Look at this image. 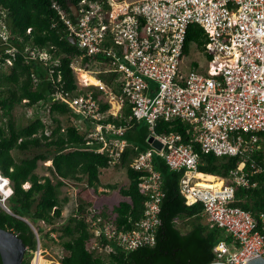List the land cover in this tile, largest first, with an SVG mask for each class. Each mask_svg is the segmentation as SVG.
I'll list each match as a JSON object with an SVG mask.
<instances>
[{"label":"built area","instance_id":"obj_1","mask_svg":"<svg viewBox=\"0 0 264 264\" xmlns=\"http://www.w3.org/2000/svg\"><path fill=\"white\" fill-rule=\"evenodd\" d=\"M52 7L67 38L74 37L81 50L72 61L78 65L71 63L74 74L77 70L96 74L100 83L94 86L100 94L95 97L91 89L82 92L91 84L75 75L76 90L57 87L51 101L69 107L74 124L84 133L86 149L107 153L113 165L126 147H132L136 154L131 168L145 171L139 183L146 197L143 216L131 229L118 228L98 208L83 213L91 233L90 248L109 254L114 246L132 251L155 243L163 196L161 174L153 165L157 155L171 170L182 171L179 191L185 203H201L208 227L223 230L224 238L214 246V257L207 264H245L264 257V213L253 216L232 205L235 187H253L249 174L262 170L253 154L264 148V0H80L76 15L70 11L73 18L56 2ZM0 22V37L6 41L8 34ZM190 24L203 28L201 46L189 45L199 49L205 64L183 69ZM6 51L13 55L14 48ZM29 54L42 60L49 57L44 49H29ZM85 56L92 59L83 65ZM6 61L12 63L10 58ZM102 72L116 74V90L98 78ZM104 102L108 107L103 110ZM126 102L131 113L125 123L107 120L120 118ZM159 119L181 120L189 141L184 142L179 132L157 134ZM131 120L144 121L147 137L158 140L161 148L148 143V148L139 150L130 143L125 134ZM193 144L202 153L237 156L240 161L229 178L220 179L221 185H200L199 156ZM0 185V203L8 209L12 188L1 172ZM30 225L39 253V234Z\"/></svg>","mask_w":264,"mask_h":264},{"label":"trees","instance_id":"obj_2","mask_svg":"<svg viewBox=\"0 0 264 264\" xmlns=\"http://www.w3.org/2000/svg\"><path fill=\"white\" fill-rule=\"evenodd\" d=\"M80 0H0V20L8 34L6 41L0 37V172L10 181L11 195L6 205L11 213L0 206V228L16 233L24 242L27 250L22 264H30L33 252L37 248V238L30 223L37 229L39 241L43 234L37 221L53 224L61 217L66 197L60 198L61 187L66 179L86 180L88 187L100 186L101 169L110 166L105 152L86 149L84 133L74 123L62 126L58 115L73 116L69 107L59 101H51V95L62 87L75 91L76 77L71 67L75 57L81 54L76 44L67 39L64 25L59 21L52 3L56 2L70 17L69 5H77ZM73 18V17H72ZM1 30V26H0ZM203 28L190 24L184 46L187 54L189 44L196 42L200 47L204 42ZM14 48L13 55L7 49ZM29 49L46 50V60L35 58ZM12 63L8 64L6 59ZM91 57H83L82 64L90 63ZM57 62V64H55ZM57 77L59 81H57ZM115 73H100L98 78L115 88ZM93 90L94 96L100 94L97 86L90 85L81 91ZM116 90V88H115ZM80 92V91H79ZM25 100V103L22 101ZM29 107L48 106V114L55 125L46 124L39 114L29 117L24 124H16L12 117L15 105ZM107 103H101L106 109ZM131 113V105L126 102L120 118L107 120L116 124L125 123ZM69 121V120H68ZM131 127L125 134L126 139L139 147L148 148L146 138L147 125L143 132L137 129L140 122L131 120ZM142 122V121H141ZM49 130V133H46ZM157 134L179 132L184 142L190 135L187 125L179 119L164 121L159 119L155 125ZM199 156L198 174L205 173L219 179L229 178L240 158L237 156H216L202 153L197 144H193ZM13 151L24 156H14ZM136 151L126 147L118 163L124 168L128 184L119 188L124 199L111 207L103 205L100 214L111 220L118 228L131 229L143 216L145 195L139 187L140 178L145 173L131 168L130 163ZM260 172L249 174L252 187H235L233 206L249 211L253 216L264 213V148L253 154ZM50 161L47 167L53 177L39 175L36 168L39 161ZM153 165L161 174L160 224L156 228L155 243L125 251L114 246L109 254H98L90 248L91 233L88 230L83 213L86 211L79 204L59 230L61 249L65 251L60 259L47 264H207L214 257V246L224 238L222 229L209 228L202 214L199 202L187 205L179 191L182 171L171 170L165 161L155 155ZM246 164L245 171H249ZM212 180V176H202ZM206 180V181H207ZM215 181L214 183H218ZM28 183V187L24 184ZM114 188L113 184H106ZM181 221V224L178 223ZM41 247L44 248L41 244ZM40 254V253H38ZM0 264L1 258H0Z\"/></svg>","mask_w":264,"mask_h":264},{"label":"rangeland","instance_id":"obj_3","mask_svg":"<svg viewBox=\"0 0 264 264\" xmlns=\"http://www.w3.org/2000/svg\"><path fill=\"white\" fill-rule=\"evenodd\" d=\"M1 25V22H0ZM195 66L197 64L204 65L205 57L203 54L199 53V49L194 45H189L188 52L186 56L183 58V69H186L190 66ZM72 65H78L77 62H73ZM97 67L93 66L92 69L96 70ZM79 77L83 82L98 85L100 82L97 78V75L92 73L89 74L85 71H76L75 74ZM87 79L88 81H85ZM25 103V100L22 101ZM34 114H39L46 124H50L51 126L55 125V123L51 120L48 114V108L41 107H29L23 106L22 104L15 105L12 109V117L16 124L23 123ZM58 118L61 120L62 126H66L67 124L74 123V119H68L66 115H58ZM145 127V122L142 121L138 124L137 129L140 132H143ZM49 133V130H47ZM14 156H24L23 153H19L13 151ZM50 161H39L38 166L36 168V173L39 175H48L53 177L48 170V166ZM100 186H97L96 189L93 187H88L86 185V180L82 181H74L71 179H66V183L61 187V192L59 197H66L67 201L63 204L62 214L59 219H57L53 224H46L43 221H37L36 225L42 228L41 235V244L44 248L41 247L40 244V254L41 264H47L49 262L55 261L57 262L60 257L66 253L61 249L60 245V237L61 231L59 228L67 222V218L73 213L74 209L77 205L81 204L85 209H89L90 207L100 208L103 205L111 207L118 203L120 199H124L119 193V188L122 186H126L128 184V177L126 175L124 168H119L117 165H110L108 168H103L99 174ZM106 184L115 185L114 188L105 187ZM216 185H221V181L216 183ZM29 185L24 184V187ZM181 224V221H178ZM230 240V238H228ZM37 253L34 251L30 264H33V261L36 258Z\"/></svg>","mask_w":264,"mask_h":264},{"label":"water","instance_id":"obj_4","mask_svg":"<svg viewBox=\"0 0 264 264\" xmlns=\"http://www.w3.org/2000/svg\"><path fill=\"white\" fill-rule=\"evenodd\" d=\"M69 10L73 15H76V5H69ZM67 39L72 44L76 43L74 37H68ZM146 141L158 149L161 148V143L151 135L147 137ZM0 206L7 212L11 213L9 209L4 208L2 203H0ZM26 250L27 247L16 233L0 228V258L2 264H22ZM245 264H264V257L259 256L250 259Z\"/></svg>","mask_w":264,"mask_h":264},{"label":"bare ground","instance_id":"obj_5","mask_svg":"<svg viewBox=\"0 0 264 264\" xmlns=\"http://www.w3.org/2000/svg\"><path fill=\"white\" fill-rule=\"evenodd\" d=\"M82 79V78H81ZM85 81H88L87 79H85ZM202 176H212L213 179L212 180H207L206 178H203ZM196 177L199 178L201 181L199 182L200 185H209L208 182H213L212 184L214 185H211V186H219V185H216L214 182L216 181H219L220 179L219 178H216L215 175H211V174H205V173H201V174H196ZM207 180V181H206ZM11 185V184H10ZM0 188H1V185H0ZM2 190H5V188H2ZM7 212V211H6ZM36 258L35 260L33 261V264H41V258L39 257V254L37 253L36 254Z\"/></svg>","mask_w":264,"mask_h":264},{"label":"crops","instance_id":"obj_6","mask_svg":"<svg viewBox=\"0 0 264 264\" xmlns=\"http://www.w3.org/2000/svg\"><path fill=\"white\" fill-rule=\"evenodd\" d=\"M147 142V141H146ZM148 143V142H147ZM26 185H29L28 183H26ZM28 187V186H27Z\"/></svg>","mask_w":264,"mask_h":264},{"label":"clouds","instance_id":"obj_7","mask_svg":"<svg viewBox=\"0 0 264 264\" xmlns=\"http://www.w3.org/2000/svg\"><path fill=\"white\" fill-rule=\"evenodd\" d=\"M5 177V176H4ZM5 178H7V177H5ZM8 179V178H7ZM9 180V179H8Z\"/></svg>","mask_w":264,"mask_h":264}]
</instances>
